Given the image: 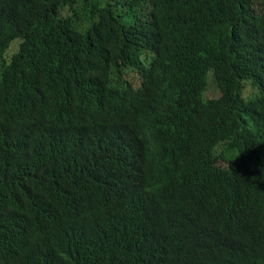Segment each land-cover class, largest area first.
I'll list each match as a JSON object with an SVG mask.
<instances>
[{
  "label": "trees",
  "instance_id": "trees-1",
  "mask_svg": "<svg viewBox=\"0 0 264 264\" xmlns=\"http://www.w3.org/2000/svg\"><path fill=\"white\" fill-rule=\"evenodd\" d=\"M0 264H264V0H0Z\"/></svg>",
  "mask_w": 264,
  "mask_h": 264
},
{
  "label": "rangeland",
  "instance_id": "rangeland-1",
  "mask_svg": "<svg viewBox=\"0 0 264 264\" xmlns=\"http://www.w3.org/2000/svg\"><path fill=\"white\" fill-rule=\"evenodd\" d=\"M12 49H14V47ZM136 80L137 79H135V81ZM207 95H209V96H216L217 95L216 90H215V87L213 85H211V87H210ZM219 164L220 165H223V166L226 165V163L224 161H219Z\"/></svg>",
  "mask_w": 264,
  "mask_h": 264
}]
</instances>
